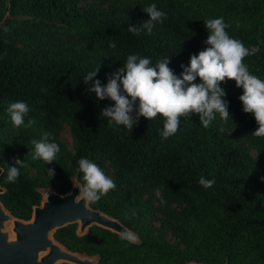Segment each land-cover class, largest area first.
<instances>
[{"label": "trees", "instance_id": "1", "mask_svg": "<svg viewBox=\"0 0 264 264\" xmlns=\"http://www.w3.org/2000/svg\"><path fill=\"white\" fill-rule=\"evenodd\" d=\"M153 3L167 18L154 23L149 35L144 24L150 17L142 9ZM219 17L230 36L246 47L259 46L244 63L264 80V0H0V202L5 210L26 221L41 203V190L51 186L65 195L73 180L83 188L78 161L85 158L116 184L89 207L119 221L138 241L98 226L78 236L72 224L53 234L70 251L97 255L101 264H264V138L253 135L258 125L243 110L242 87L234 80L220 84L227 121L215 113L205 128L200 114L190 113L179 117L178 131L167 139L160 134V115L140 116L131 131L110 124L103 111L114 101L89 91L97 80L106 87L131 54L149 57L153 66L167 57L179 76L181 65L187 67L192 55L208 47L204 20ZM17 101L29 106L19 128L8 112ZM138 103L130 114L134 120ZM64 126L73 152L60 138ZM226 128L246 138L259 159ZM33 140L57 143L56 159L33 160ZM11 167L20 170L15 182L7 180ZM201 176L215 183L205 189ZM154 220L161 223L158 229Z\"/></svg>", "mask_w": 264, "mask_h": 264}, {"label": "clouds", "instance_id": "2", "mask_svg": "<svg viewBox=\"0 0 264 264\" xmlns=\"http://www.w3.org/2000/svg\"><path fill=\"white\" fill-rule=\"evenodd\" d=\"M142 10L150 17L144 24L150 35L153 24L163 23L167 14L154 3ZM204 23L209 32L204 42L208 47L198 55H192L187 67L181 65L183 71L179 76L168 67L167 57L158 60L153 66L149 57L131 54L127 56L125 67L113 74L106 87H101L100 82L95 81L89 91H94L99 99L107 97L114 101V107L105 108L103 111L104 116L111 118L110 124L114 121L115 125H123L131 131L140 116L153 120L160 115L164 118L163 131L160 134L163 139H167L178 131L179 117L197 113L200 114L201 124L208 128L215 119V113L222 120H228L227 105L222 99L226 93L220 84L226 80H234L237 87L243 88V95L239 99L243 103L244 112L251 113L258 125L253 135L264 138V80L250 72L244 63L246 57L260 51L259 46L246 47L241 40L230 36L223 17L206 19ZM129 30L133 33L139 32L136 27ZM97 71L98 69L89 72L85 82L92 80ZM198 78L199 82H196ZM137 101V116L134 120L130 114ZM8 112L13 126L19 128L24 124L29 106L24 101L13 102L10 103ZM32 143L35 147L33 160L51 163L60 151L57 143H48L46 140H33ZM20 163L17 160V164ZM78 165L79 171L83 173L81 196L86 204L98 202L102 196L116 188L113 179L93 161L81 158ZM49 175L54 173L49 170ZM19 176V168L11 167L7 180L15 182ZM214 183V179H205L203 176L199 179V184L205 189L212 187ZM120 239L135 242L137 236L125 230L121 232Z\"/></svg>", "mask_w": 264, "mask_h": 264}, {"label": "water", "instance_id": "3", "mask_svg": "<svg viewBox=\"0 0 264 264\" xmlns=\"http://www.w3.org/2000/svg\"><path fill=\"white\" fill-rule=\"evenodd\" d=\"M2 172L0 168V176ZM3 192L4 189L0 187V194ZM81 193L82 186L76 180H73L70 191L65 195L50 189L44 201L41 200L40 205L33 208L28 221L13 217L0 203V264H54L57 260L84 264V258L59 248L52 238L56 230L72 224H78V235H84L91 226L118 235L128 230L116 219L91 209ZM5 222L12 225L15 240L9 241L8 234L2 231ZM42 252L45 254L39 257Z\"/></svg>", "mask_w": 264, "mask_h": 264}, {"label": "rangeland", "instance_id": "4", "mask_svg": "<svg viewBox=\"0 0 264 264\" xmlns=\"http://www.w3.org/2000/svg\"><path fill=\"white\" fill-rule=\"evenodd\" d=\"M226 131L233 139H236L239 142V144L242 145L253 158H255L257 160L259 159L258 153L254 149V147L246 140V138L239 136L238 132L236 130H234V129L232 130L230 128H226ZM60 138H61L62 142L67 146L68 150L70 152H73L74 151V149H73V141L71 139L68 126H64L63 131L60 134ZM50 189H53V188L51 186H48L47 188H45V190L42 191V201H44L45 194L47 192H49ZM171 208L176 209L177 207L175 206V204H172ZM157 215H158V217H160V214H157ZM152 224H153V226L156 229H158L160 227V225H161V223L159 221H157V220H154L152 222ZM78 227L79 226L77 224V232H78ZM2 231L6 232L8 234V240L9 241L15 240V234L12 232V225H10L9 223L5 222L4 228H3ZM166 239L168 241H170V242H174L175 241V239L171 235V232H169V231H166ZM137 241H138V239L135 242H137ZM44 254H45V252L40 253L39 257H41ZM92 260L96 264L97 258L94 257V258H92ZM55 264H63V263H62L61 260H58Z\"/></svg>", "mask_w": 264, "mask_h": 264}, {"label": "flooded vegetation", "instance_id": "5", "mask_svg": "<svg viewBox=\"0 0 264 264\" xmlns=\"http://www.w3.org/2000/svg\"><path fill=\"white\" fill-rule=\"evenodd\" d=\"M1 203V202H0ZM2 204V203H1ZM40 205V204H39ZM38 205V206H39ZM3 206V205H2ZM36 207V206H35ZM4 208V207H3ZM34 208V207H33ZM5 209V208H4ZM8 212V211H7ZM32 212H33V209H32ZM31 217H32V213H31ZM31 217H30V219H31ZM29 219V220H30ZM21 220V219H20ZM24 221V220H23ZM26 221H28V220H26ZM76 233H77V229H76ZM54 234V233H53ZM78 235V234H77ZM78 236H82V235H78ZM120 236V235H119ZM53 238V240L59 245V248L61 249V250H63V251H66V252H69V253H74V254H77V255H79L83 260H86V261H83L82 260V262H85L84 264H95V262L92 260V258H97V262H96V264H101L100 262H99V257L97 256V255H92V256H90V255H86V254H82V253H78V252H72V251H70L68 248H66L63 244H61L60 242H58L57 240H55L54 239V237H52ZM58 261V260H57ZM56 261V262H57ZM62 261V263L63 264H75V263H71V262H68V261H65V260H61ZM55 262V263H56ZM54 263V264H55Z\"/></svg>", "mask_w": 264, "mask_h": 264}]
</instances>
